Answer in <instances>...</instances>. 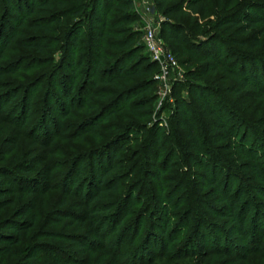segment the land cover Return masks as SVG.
I'll use <instances>...</instances> for the list:
<instances>
[{"label":"trees","instance_id":"trees-1","mask_svg":"<svg viewBox=\"0 0 264 264\" xmlns=\"http://www.w3.org/2000/svg\"><path fill=\"white\" fill-rule=\"evenodd\" d=\"M0 1L6 16L15 21L16 30L23 26V19L34 16L27 28L42 35L35 37L28 49L36 55L47 51L57 54L60 66L50 79L53 95L63 97L64 103L80 80L73 93L78 113L73 119L78 122L62 128L61 133L68 130L74 139L85 144L89 139L92 144L88 156L77 158L66 194L80 182L75 178L83 175L87 159L88 179L79 192L88 197L85 207L90 205V215L98 216L97 223L91 226L95 235H100L104 227L98 220L105 218L100 221L105 223L106 217L111 223L115 221L106 237L116 232L131 208L127 200L135 197L139 188L137 191L147 193L148 200L154 201L157 235L148 230L144 239L153 238L150 249L158 244L166 251L176 241L171 235L174 227L170 234L167 231L173 212L183 205L175 228L183 229V224L178 225L183 219L185 225L190 217L197 221L194 235L172 248L179 246L176 252L188 249L193 239L196 245L200 233L204 234V243L212 249L215 246L214 254L218 251L214 235L223 240L222 249L228 247L226 234H219L216 223L198 219L200 212L234 224L248 243H260L254 236L263 225L258 218L262 208L257 210V205L252 204V196L264 199V156H259L264 149V116L252 117L264 101V0H215L214 18L204 27L187 21V31L171 18L184 10L204 18V0H152L164 18L159 24V36L170 44L172 54L181 56L179 64L184 68L185 80L206 77L202 85L187 84L189 100L178 95L179 83L172 86L173 111L165 134L156 125L146 127L155 99L157 66L143 53L142 34L133 28L138 17L131 0ZM254 104L257 106L250 111ZM196 114L204 119L201 133ZM65 117L66 114L58 116L60 120ZM110 117L119 122L104 124ZM177 126L185 142L176 135ZM149 153L150 160L146 158ZM145 176H152V186L145 183ZM201 181L204 194L194 188ZM84 184L87 188L83 190ZM218 193L221 196L217 198ZM198 196H204V200ZM208 198L216 204L208 203ZM144 213L139 211L131 223L136 229L133 238H137ZM249 214L252 230L248 236L245 221ZM6 229L18 231L15 226ZM186 242L188 245H184ZM143 245L138 248L140 252ZM263 250L264 247L253 250L261 258L259 264H264Z\"/></svg>","mask_w":264,"mask_h":264},{"label":"rangeland","instance_id":"rangeland-1","mask_svg":"<svg viewBox=\"0 0 264 264\" xmlns=\"http://www.w3.org/2000/svg\"><path fill=\"white\" fill-rule=\"evenodd\" d=\"M133 1L134 10H132L137 15L141 11L139 3L143 0ZM146 1L149 8L148 16L140 19L137 15L138 21L133 25L134 30L141 34L146 20L159 25L164 19L155 9L154 2ZM204 4V18H200L197 13L191 15L184 10L171 20L184 26L189 21L191 24L195 22L199 27H204V24L214 18L215 0H204ZM3 9L0 1V195L2 197L0 199V264H228L230 262L259 264L261 258L253 252L254 248L264 247V221L262 219L264 218V199L259 197L252 196V204L257 205L255 206L258 207L257 210L263 209L258 211L260 215L258 218L263 225L261 232L255 233L254 236L260 241L257 245L253 241L248 243L243 239L234 224L218 220L210 215L205 216L200 212L197 214L198 219L206 221V224L207 222L216 223V230H219V234L221 232L226 234L228 247L222 249L223 240L219 239L216 234L214 236L217 240L218 251L214 254L215 246L212 249L204 243V234L200 233L196 245L193 239L188 249L181 248V251L176 252L178 246L172 250L174 246L183 245L187 237L194 235L192 230L197 219L190 217V221L185 225L186 221L181 216L183 222L178 225L183 224L184 227L183 229L175 228L176 221L184 208L183 205L173 212L174 216L167 231L170 234V230L172 231L174 227L175 232L171 235L176 237V241L169 245L166 251L162 245L158 247V244L150 249L153 238L148 241L144 239L148 230L149 232L154 231L157 235V230H154L158 226L157 220L152 212L154 201L148 200L147 193L137 191L139 188L136 189L135 197L127 200L129 206L132 204L131 208L116 232L106 237V232H110L115 224V221L111 223V219L106 217L105 223L100 222H104L105 218L98 220L99 224H104V227L100 235H95L91 226L97 223L98 216L90 215V205L88 208L85 207V204L89 203L88 197H84V193L79 192L82 183L88 179V170L85 165L87 159L84 160L83 175L75 178L80 182L74 183L70 194H66L74 178L72 173L75 172L77 158L88 156L89 145L92 144L87 139L88 137H83L87 139L85 144L80 139H74V134L68 130L61 133L62 128L78 122L76 118L73 119L78 115L73 93L76 92L80 80L75 82L74 92L64 103H62L63 97L57 98L55 94L53 95L54 88L50 84V79L53 72L58 71L57 66H60L57 54L52 55L47 51L45 55H36L28 49L27 45L34 42L35 37L42 35L40 31L33 32L27 28L28 22L34 16L23 19V26L16 30L13 26L15 21L6 16ZM185 30H189V27L185 26ZM156 34L163 43L164 49L176 61L177 72L180 73L179 77L173 76V72L169 73L167 80L169 90L161 100L160 87L156 84L154 89L155 99L146 127L156 125L161 130L160 132L165 134L170 129V116L173 111L172 86L179 83L178 95L189 100L191 93L187 84L191 82L202 85L206 77L186 81L184 68L179 64L181 56L172 54L170 44L159 36V28ZM2 41L7 43L3 45ZM143 53H146L144 49ZM157 72L158 68L156 74ZM58 85L64 89L65 85L60 82ZM64 94L66 95V91ZM8 100L11 102L6 105ZM256 106L257 104H254L250 111ZM234 109L238 112L236 107ZM61 114H66V117L60 120L58 116ZM259 116H264V101L257 115L252 118L256 119ZM196 117L199 123L198 133H201L202 128L204 129V119L197 114ZM117 119L110 117L104 124L119 122ZM194 120L196 122V119ZM179 130L177 126L175 133L180 140L184 141ZM261 137L264 138V135ZM138 141L141 142V139ZM260 155L264 156V149ZM146 156L150 160V153ZM182 170L184 173L185 168ZM191 174L192 172L189 171L188 175L191 176ZM190 176H187L188 180ZM144 181L149 186L154 184L152 176H145ZM189 187L191 185H187V188ZM85 188L87 187L84 184L83 190ZM194 188L198 192L206 193L204 181ZM219 195L218 193L217 198ZM198 197L204 200V196ZM206 201L211 205L216 204L211 198ZM96 206L98 205L92 207L96 208ZM141 210L145 213L137 238H133L136 229L131 223L135 221ZM250 216L249 214L245 221L248 236L252 230L249 228ZM7 226H15L18 231H7ZM140 245H143L141 252L138 249ZM184 245H188V242ZM229 245L237 249L232 250Z\"/></svg>","mask_w":264,"mask_h":264},{"label":"built area","instance_id":"built-area-1","mask_svg":"<svg viewBox=\"0 0 264 264\" xmlns=\"http://www.w3.org/2000/svg\"><path fill=\"white\" fill-rule=\"evenodd\" d=\"M132 4L134 3L131 0ZM140 12L139 18L145 19L148 16L149 8L146 0H143L139 3ZM134 10V5L132 6ZM137 12V10L135 11ZM159 28V25L155 24L150 20H146L144 26L142 27V43L144 50L148 55L151 62L155 63L158 68L157 74L154 76V80L157 83V86L160 87V100L168 92V75L173 72V76H180V73L177 72L178 65L172 55L164 49L163 43L158 38L156 32ZM160 100H158L160 102Z\"/></svg>","mask_w":264,"mask_h":264}]
</instances>
